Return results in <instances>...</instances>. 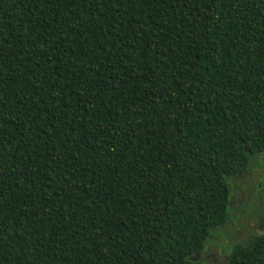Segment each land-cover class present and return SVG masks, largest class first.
I'll return each mask as SVG.
<instances>
[{"label":"trees","instance_id":"obj_1","mask_svg":"<svg viewBox=\"0 0 264 264\" xmlns=\"http://www.w3.org/2000/svg\"><path fill=\"white\" fill-rule=\"evenodd\" d=\"M260 153L264 0H0V264H196Z\"/></svg>","mask_w":264,"mask_h":264},{"label":"rangeland","instance_id":"obj_2","mask_svg":"<svg viewBox=\"0 0 264 264\" xmlns=\"http://www.w3.org/2000/svg\"><path fill=\"white\" fill-rule=\"evenodd\" d=\"M232 220L214 230L196 264H227L231 248L264 233V153L254 155L251 167L230 179Z\"/></svg>","mask_w":264,"mask_h":264}]
</instances>
